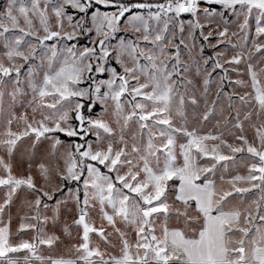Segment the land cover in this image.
Returning <instances> with one entry per match:
<instances>
[{
    "label": "snow or ice",
    "instance_id": "snow-or-ice-1",
    "mask_svg": "<svg viewBox=\"0 0 264 264\" xmlns=\"http://www.w3.org/2000/svg\"><path fill=\"white\" fill-rule=\"evenodd\" d=\"M206 2L225 9L239 6L238 15L243 19L238 27L245 40L249 17L254 12L256 26L253 47L247 54L243 51L245 45H241L242 51L231 57L223 51L211 57L201 56L205 66L212 61V71L205 67L201 73L197 68V74L203 75L206 104L201 122L208 121L215 110L207 105L206 97L212 72L220 69L223 75L219 77L217 100L221 94L230 101L236 95L242 105L254 104L260 122L250 126L258 144L250 143L243 134L244 122L239 113L233 125L239 134L232 135L240 145L229 143L223 133L201 135L187 126L186 104L198 105V100L188 95L189 87L193 92L196 89L186 78L189 69L180 55V45L188 48L183 35L186 27L188 39L194 40V32L200 29L211 48L225 41L231 43L227 27L211 30L214 14L209 8L201 9V0H165L158 4L131 0H7L0 10V102L7 78L13 85L7 92L12 104L20 102L23 106L19 98L28 93L20 86L21 70L29 65L26 75L31 99L27 108L31 114L24 111L17 115L10 106L0 131V213L25 192L22 203L32 214L20 216L17 233L35 230L37 223L32 221L48 220H41V208H48L44 198L52 200L57 192L75 182L77 187L68 188V193L76 217L71 224H64L63 231L71 236L75 227L78 242L71 246L69 258L46 257L38 251L40 245L51 248L60 238L45 233L41 227V234L31 240L13 242L9 219L8 223L0 222V264H21L14 255L21 252L26 253L23 264H264V66L257 68L251 62L255 53L261 54L260 62H264V0ZM100 5L114 11H101ZM153 8L156 11H149L147 16L135 11ZM201 13L205 23L201 22ZM185 14L191 19L185 21ZM205 27L210 29L207 34ZM122 30L133 33L134 38L111 44ZM93 32L90 47L65 43L58 50L57 44H45L53 40L77 41ZM177 33L179 44L174 43ZM213 35L220 38L216 44L210 42ZM27 37H33L35 42ZM141 41L152 47H141ZM39 46L48 47L51 54L42 58V63L47 60V68L42 79L37 80L39 73L30 61L36 58ZM61 51L64 57L58 60ZM200 51L203 53V46ZM142 59L147 63L142 64ZM113 60L119 71L111 66ZM242 63H246L250 85L230 78V70L238 76L242 74L233 67ZM105 74L106 79L98 78ZM225 81L250 87L251 91L223 92ZM97 105L102 112L92 115ZM252 114L245 113L244 121L250 120ZM14 122L17 130H13ZM132 125L138 126V133L132 132ZM58 134L78 137L82 142L65 145ZM90 136L95 139L89 141ZM180 137L186 141L178 143ZM25 138L32 142L21 153V164H27V171L17 175L13 161ZM38 148L42 153L36 163ZM245 151L251 160L247 175L226 179L221 173L218 184V165L226 169L227 164L222 162ZM34 167L42 183L37 182ZM253 189H259V199L245 204L243 194ZM28 195L34 199L28 200ZM237 196L240 203L235 204ZM63 203L67 207V201ZM60 204L57 201L58 207ZM51 219L58 221V209Z\"/></svg>",
    "mask_w": 264,
    "mask_h": 264
},
{
    "label": "rangeland",
    "instance_id": "rangeland-1",
    "mask_svg": "<svg viewBox=\"0 0 264 264\" xmlns=\"http://www.w3.org/2000/svg\"><path fill=\"white\" fill-rule=\"evenodd\" d=\"M24 3H29V0H23ZM165 0H162L161 2H156V3H149L145 2L146 4H158V3H164ZM7 3V0H0V10H2ZM126 3H129L127 1ZM132 3V1H131ZM205 3V4H204ZM200 3L201 9L203 8H209L213 14H214V20L213 23L211 24V30L213 31H220L223 30L224 27H227L229 29V37L231 39V43H228L225 41L224 43H221L218 45L217 48H211L209 47V41H204L203 37L200 34V29H197L194 32V40L188 39V30L186 27V31L183 34L185 38V43L188 44V48H185L184 45H180V55H181V60L184 65H186L189 69V71L185 74L186 78L188 80L192 81V86L195 87L196 91H192V87H189L188 89V95H195L197 100H198V105H192L190 102L186 104V114H187V126L189 129L195 128L197 132L201 135H206L208 133H211L213 135H219L223 133V138L227 140L229 143H236L237 145H240L239 141L234 140V136L232 135L233 132L236 134H239L238 129H234L233 125L236 122L237 114L239 113V119L244 122V135L248 138L250 143H257L258 141L255 140V131L254 129L250 126L252 123L259 124V120L257 119L255 115V106L254 104L250 103L248 105H242L238 99V96L233 95L231 98V101L229 100L228 96H225L223 94L220 95L219 99L217 100V89L219 87V77L223 75L222 70L217 69L214 72H212L211 80L212 83L209 85V92L207 94V105L213 106L214 107V112L212 116L209 118L208 121L201 122V116L203 112L206 110V104H205V96L202 95L203 93V75H198L197 74V68L199 67L201 70V73H203V69L207 67L209 71H212V61H209V64L205 66L203 64V60L201 59V56L203 57H211L215 54L217 51H223L226 53L228 57H231L234 55L236 52L242 51L241 45H245V48L243 51L247 54L248 49H252V40L255 37V26H256V13L254 12L253 15L249 17V26L247 29V40L244 39V33L240 32V29L238 27L239 22L242 21L243 17L238 15L239 13V7H236L235 9H225L224 7L221 6H215V5H209L208 3L204 2ZM101 11H114V8L111 7H105L103 5L98 6ZM95 8L93 9V11ZM72 11V10H70ZM136 12L147 16L149 11H156L155 8L153 9H137L135 10ZM90 15V14H89ZM127 15V14H126ZM183 19L185 21L191 19L190 16L185 14L183 16ZM201 22L205 23L203 20V14L201 13ZM36 26L39 27L38 21H35ZM155 21H150L151 25H155ZM21 24L23 22L21 21ZM89 26H91V21L89 20ZM121 28H124V23L122 21L121 23ZM173 31H176L175 28L172 29ZM209 27H205L203 29L204 33L207 34L209 31ZM232 32L238 33L237 36H232ZM43 33L41 32V35ZM94 36L93 33H89L86 35H82L78 38L77 41H71V42H66V41H60L57 42L56 40L53 41H46L45 44L47 46H51L52 44H57V48L63 49L65 43H76L78 48H83L85 46H92L91 45V39ZM133 33L131 32H125V31H120L116 33L115 38L111 40V44H119L121 39L125 40H130L133 39ZM26 39L33 40V37H27ZM220 39L216 35H213L210 38V42L212 44H216L217 40ZM180 40V34L177 33V36L174 40V43L179 44ZM261 42L264 43V38L261 39ZM141 47H149L151 48L152 45L148 44L145 45V42L141 41L140 42ZM231 44H236V48H232ZM195 45V46H193ZM203 46L204 51L201 53L200 48ZM191 49V51H189ZM0 51H3V38H0ZM169 51H174V49H169ZM51 53L49 52V48L46 46H39L37 48V53H36V58L30 61V66L36 68L37 72L39 75L37 76V80L42 79L43 76V70L47 68V60L45 59L42 63V58L45 57L46 55H50ZM260 55L259 53H255L253 55V58L251 62L256 65L257 68L264 66V62H260ZM64 57V53L61 51L59 52L58 55V60H62ZM141 63H147L143 59L141 60ZM111 66L116 67L117 70L119 71V65L115 64V61L113 60L111 62ZM29 65H25V67L21 70V87L24 88L25 92L28 93L26 97L19 98L23 102V106L20 102H17L15 105L12 104L11 98L7 95L8 91L12 90V83L11 81H8L7 78H5V84L3 85V91L5 92V95L3 97L2 102H0V131L3 130L5 120L8 117L9 114V109L11 106V110L15 111L17 115H19L21 112L27 111L29 114H31V109L27 108V101L31 99V93L27 88V70H28ZM225 67H228V65H225ZM233 67H238L240 69V72L242 73L241 75H237L236 72L229 71V75L232 81H235L236 79H242L248 82L250 85V80L246 74V63H242L239 66H233ZM13 78H15V74H13ZM99 79H106L107 75H102L98 77ZM133 84L135 83L134 81L132 82ZM181 91H184L182 88ZM245 91H251L250 87H243L239 85H234L230 84L228 81L224 82V88L223 92L226 93H238V94H243ZM128 100H131V97H127ZM139 99V98H137ZM213 101H217L213 105ZM231 104V107H230ZM102 112V108L100 105L96 106L95 112L92 113V115H97ZM247 112H252V116L250 117V120L244 121V115ZM225 117H227V123L225 122ZM39 118V116H37ZM108 119L111 121V116L109 115ZM261 119H264L262 117ZM177 124L179 125V121H177ZM114 128L117 126L115 123L112 124ZM13 130H17V124L14 122L13 125ZM118 131V129H117ZM139 129L138 126L132 125V132H137L138 133ZM60 135V138L65 142V145H67L70 142H77L81 143L82 141L79 140L78 137H73V138H68L65 137L63 134H58ZM89 141H92L95 139L94 136H90L87 138ZM146 141V137H145ZM186 138L185 137H180L178 139V143L185 142ZM31 140H28L25 138L24 142L20 145V148L18 149L16 156L14 158V172L17 175H20L24 172L27 171V164L24 163L23 165L21 164V153L24 152V150L27 147H30L31 145ZM211 143V142H210ZM225 154H229L227 152V149L224 150ZM42 153V148L37 149V159L36 163L40 162V155ZM206 161L201 160L200 163H205ZM251 162L249 158V154L245 151L243 153H236L235 158L233 160L227 161V162H222L227 164V168H220L218 165L219 171L216 174V179L217 183L219 184V175L223 173L227 178H231L232 176H235L237 174L240 175H247V165ZM102 171H106L102 169ZM33 173L34 175H37V182L42 183L40 180L38 173L35 169L33 168ZM241 186H246V185H241ZM77 187V184L73 182L71 185H67L62 191L57 192L52 200H47L44 198V202L48 204V208L44 209L43 207L41 208V220H43L44 217H47L48 220L46 223H38L36 221H32V223H37V228L35 230L29 229L23 232L17 233V229L20 224V216L24 215L27 213L28 215H31L32 213L28 212V210L24 207L22 201L25 198V192H21L18 197H15L13 199V202L11 205H9L4 213H0V222L3 223H8L9 219L11 220V232H12V240L13 242H19L21 239H27L31 240L32 237L40 235L41 233L39 232V229L42 227L44 229V232L51 235L55 234L58 236L60 239L55 242V244L49 248L47 245H40L38 251L40 252L41 255L44 256H53V257H70V249L71 246L75 243L78 242V237H77V230L75 227L72 228V235L69 236L64 233L63 231V226L65 223L71 224L72 220L75 219L76 213H75V208H74V203L72 200L69 199V193H68V188H73L75 189ZM227 187V185H225ZM81 198L83 197V189L81 187L80 191ZM244 196V203H250L253 199H259L260 192L259 189H253L249 193L243 194ZM3 199V190H0V202H2ZM28 200H33L34 196L28 195L27 196ZM57 201H61L60 206L58 207ZM64 201H67V207L64 206ZM233 203L238 204L240 203L239 196H237L234 200ZM58 209V214H59V219L55 223L52 221V216L56 213ZM69 209H72V211H69ZM92 215L95 217L96 213L93 212ZM97 223H99V220L97 219ZM95 240V237H94ZM38 243V241H37ZM26 253L21 252L14 254L18 258L22 259L23 256ZM23 264V259L21 261ZM34 264H40L39 261L34 262Z\"/></svg>",
    "mask_w": 264,
    "mask_h": 264
},
{
    "label": "trees",
    "instance_id": "trees-1",
    "mask_svg": "<svg viewBox=\"0 0 264 264\" xmlns=\"http://www.w3.org/2000/svg\"><path fill=\"white\" fill-rule=\"evenodd\" d=\"M129 0H123L124 3H126ZM132 3H145V2H149V3H156V2H161L162 0H131Z\"/></svg>",
    "mask_w": 264,
    "mask_h": 264
},
{
    "label": "crops",
    "instance_id": "crops-1",
    "mask_svg": "<svg viewBox=\"0 0 264 264\" xmlns=\"http://www.w3.org/2000/svg\"><path fill=\"white\" fill-rule=\"evenodd\" d=\"M201 2L202 3H204V2H206V0H201ZM207 3V2H206ZM205 4V3H204ZM215 6H221V5H218V4H215ZM221 7H223V6H221ZM236 7H239V6H236ZM54 258H58V257H54ZM65 258H69V257H65ZM21 261H22V259H21ZM22 264V263H21Z\"/></svg>",
    "mask_w": 264,
    "mask_h": 264
}]
</instances>
